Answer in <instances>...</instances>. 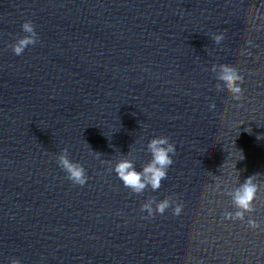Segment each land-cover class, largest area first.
Instances as JSON below:
<instances>
[{"label":"clouds","instance_id":"obj_1","mask_svg":"<svg viewBox=\"0 0 264 264\" xmlns=\"http://www.w3.org/2000/svg\"><path fill=\"white\" fill-rule=\"evenodd\" d=\"M22 31L25 35L18 38L16 42L9 45L15 55H21L25 49L30 45L38 43L39 37L35 31V26L32 21L28 20L22 24ZM213 41L220 44L224 40V34H213ZM212 71L216 73V79L222 83L216 84L218 91L227 90L234 101H241L244 95L241 85L243 84L244 77L239 73L238 69L228 64L213 65ZM215 104L210 105V109H214ZM261 137H258V139ZM147 151L151 154V159L142 166L141 170H137L133 159H129L131 155V147L127 156H122L115 165L114 170L117 177L122 181L124 187L130 189L132 193L142 194L147 188L156 191L160 189L162 181L167 178L168 169L174 163L172 157L176 153V147L169 141L167 136H159L152 138L147 144ZM94 152V151H93ZM98 156L101 154L94 152ZM243 154L241 153L242 160ZM57 163L67 174V179L73 184L84 186L89 179L85 168L78 162H73L69 159L68 149L64 148L61 154L57 157ZM255 174L245 179L243 183L238 184L237 187L231 191H226L231 200L234 212L227 211L224 213L226 220H245L246 214L255 212V200L264 184L256 182L257 176ZM217 190L219 184H217ZM170 198H165L159 202L155 198L149 199L141 205V211H146L148 216L154 213L164 214L165 211L174 204ZM155 205V207H153ZM182 204L175 203L173 208L174 215H180L182 211ZM248 226L252 229L260 228V224L252 218L247 220ZM10 264H20V261L13 258Z\"/></svg>","mask_w":264,"mask_h":264}]
</instances>
